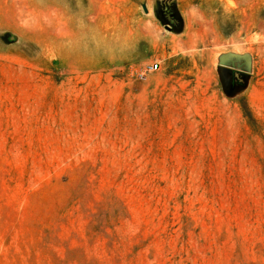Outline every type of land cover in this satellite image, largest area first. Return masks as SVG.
I'll use <instances>...</instances> for the list:
<instances>
[{"label": "rangeland", "instance_id": "obj_1", "mask_svg": "<svg viewBox=\"0 0 264 264\" xmlns=\"http://www.w3.org/2000/svg\"><path fill=\"white\" fill-rule=\"evenodd\" d=\"M0 264H264V0H0Z\"/></svg>", "mask_w": 264, "mask_h": 264}, {"label": "built area", "instance_id": "obj_2", "mask_svg": "<svg viewBox=\"0 0 264 264\" xmlns=\"http://www.w3.org/2000/svg\"><path fill=\"white\" fill-rule=\"evenodd\" d=\"M149 68V71H155L159 68V65L155 64V65H151L148 67Z\"/></svg>", "mask_w": 264, "mask_h": 264}]
</instances>
